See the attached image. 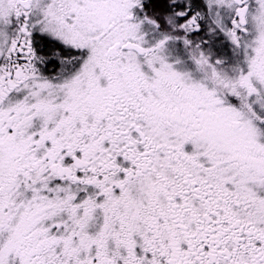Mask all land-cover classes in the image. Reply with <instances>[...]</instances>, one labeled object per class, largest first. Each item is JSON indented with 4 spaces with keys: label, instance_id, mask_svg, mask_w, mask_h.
<instances>
[{
    "label": "snow or ice",
    "instance_id": "6c2138e0",
    "mask_svg": "<svg viewBox=\"0 0 264 264\" xmlns=\"http://www.w3.org/2000/svg\"><path fill=\"white\" fill-rule=\"evenodd\" d=\"M0 264H264V0H0Z\"/></svg>",
    "mask_w": 264,
    "mask_h": 264
}]
</instances>
